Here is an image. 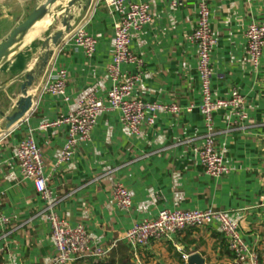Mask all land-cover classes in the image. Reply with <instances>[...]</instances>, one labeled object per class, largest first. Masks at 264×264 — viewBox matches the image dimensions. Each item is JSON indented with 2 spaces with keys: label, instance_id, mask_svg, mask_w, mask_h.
I'll return each mask as SVG.
<instances>
[{
  "label": "crops",
  "instance_id": "crops-1",
  "mask_svg": "<svg viewBox=\"0 0 264 264\" xmlns=\"http://www.w3.org/2000/svg\"><path fill=\"white\" fill-rule=\"evenodd\" d=\"M36 1L0 0V42L26 19ZM200 1L209 7L216 40L211 56L213 97L227 99L232 91H238L245 97L248 115L242 126L229 124L225 111L213 116L216 147L223 152L229 169L218 180L204 173L194 152L202 144L204 128L197 109L201 103L197 47L188 38L197 22ZM128 2L148 4L152 16V22L131 37L130 49L142 59V66L138 70L123 67L129 74H140L133 97L194 109L178 115L160 112L152 125L141 127L139 136L130 135L121 125L118 112H104L90 142L80 145L70 161L57 165L67 127L43 126L75 110L88 93L95 91L104 99L111 89L108 67L118 16L100 0H90L73 30L84 26L97 41L93 57L87 58L72 44H61L30 90L33 104L25 117L8 130L0 116V212L8 219L7 225L0 226V264H51L56 255L50 225L42 215L44 202L33 183L22 180L15 158L17 145L29 136L41 151L55 212L71 226L83 225L92 245L110 246L134 224L154 220L162 209H214L225 211L239 225L245 244L264 264V49L254 71L245 40L251 19L264 25V2L177 0L176 7L170 6L169 0ZM51 32H39L37 39L0 68V87H6L0 93V103L5 112H13L14 105L4 100L16 95L21 84L13 80L32 66L39 53V39ZM51 70L67 72L68 102L39 93ZM116 183L131 195L127 212L120 211L113 201ZM176 247L198 254L205 264H234L217 222L180 232L172 241L149 243L136 254L117 242L108 259L115 264H187Z\"/></svg>",
  "mask_w": 264,
  "mask_h": 264
},
{
  "label": "built area",
  "instance_id": "built-area-1",
  "mask_svg": "<svg viewBox=\"0 0 264 264\" xmlns=\"http://www.w3.org/2000/svg\"><path fill=\"white\" fill-rule=\"evenodd\" d=\"M107 8L117 13L114 26L113 56L108 67L111 89L104 99L97 97L92 91L80 99L75 110L66 116L46 124L43 128L65 125L67 134L57 159V165L71 160L80 145L90 142L93 128L98 117L104 112L116 111L121 125L130 135L139 136L144 124L152 125L160 112L178 115L182 111L191 112L194 106L180 108L177 104L146 103L133 97V92L140 79L137 74H129L124 66H142V59L130 49L131 37L152 22L150 7L146 3H131L128 0H100ZM246 4L264 2V0H244ZM177 0H169L172 7ZM189 42L197 47V71L200 78L201 103L197 106L203 120L204 132L200 139V147L194 148L200 165L206 175L220 179L229 173L224 162V154L216 147V132L213 116L217 111H225L229 124L242 126L247 121L245 97L238 91H232L227 99H214L211 90L213 66L211 56L216 40L210 27V10L205 1L198 4V18ZM246 54L252 68L257 71L264 49V25L251 19L245 31ZM63 45H74L83 50L87 58L93 57L97 41L89 36L85 27L81 26L63 39ZM67 72L65 70L49 71V76L40 87V94H50L68 102L66 93ZM15 158L22 180L33 183L35 192L44 202L42 215L51 228V238L56 255L51 264H75L87 260H103L109 257L117 242H123L129 250L136 254L139 247L152 242L172 241L173 236L190 229L202 228L211 222H217L224 237L226 247L233 256L234 264H260L257 253L250 250L239 232V225L222 210H180L162 209L154 220H143L126 230L121 238L110 246L101 248L91 244L83 225L71 226L61 220L55 212L56 201L48 186L49 178L44 174V163L40 149L31 136L21 140L16 147ZM112 198L117 208L127 212L131 208L132 199L129 192L120 183L112 190ZM8 219L0 212V226L7 225ZM183 262H187L190 253L176 247Z\"/></svg>",
  "mask_w": 264,
  "mask_h": 264
},
{
  "label": "water",
  "instance_id": "water-1",
  "mask_svg": "<svg viewBox=\"0 0 264 264\" xmlns=\"http://www.w3.org/2000/svg\"><path fill=\"white\" fill-rule=\"evenodd\" d=\"M90 0H39L30 14L19 23L9 35L0 42V68L17 56L21 50L35 39L33 32L35 27L45 19L50 24L39 34L52 31L45 38L39 39V53L32 66L13 80L21 82L19 91L10 99L5 98L4 102L14 105L12 113L5 112L4 106L0 103V116L5 121V128L11 129L19 123L29 112L33 104V97L30 94L31 88L43 75L55 50L62 44L64 37L70 33L78 23L81 16L87 10ZM37 37V36H36ZM6 87H0V93ZM11 101H14L12 104ZM187 264H205L198 255H191Z\"/></svg>",
  "mask_w": 264,
  "mask_h": 264
},
{
  "label": "bare ground",
  "instance_id": "bare-ground-1",
  "mask_svg": "<svg viewBox=\"0 0 264 264\" xmlns=\"http://www.w3.org/2000/svg\"><path fill=\"white\" fill-rule=\"evenodd\" d=\"M41 25H37L33 35H37L39 32H41L42 30H44L45 28H47V26L50 24V20L49 19H45L42 23H40Z\"/></svg>",
  "mask_w": 264,
  "mask_h": 264
},
{
  "label": "trees",
  "instance_id": "trees-1",
  "mask_svg": "<svg viewBox=\"0 0 264 264\" xmlns=\"http://www.w3.org/2000/svg\"><path fill=\"white\" fill-rule=\"evenodd\" d=\"M85 262H88L89 264H115L111 259H103V260H87Z\"/></svg>",
  "mask_w": 264,
  "mask_h": 264
}]
</instances>
